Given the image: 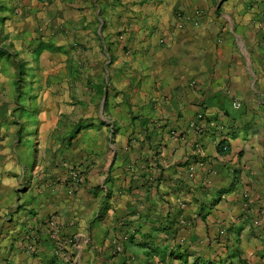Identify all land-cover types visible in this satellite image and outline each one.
<instances>
[{"label":"crops","instance_id":"1","mask_svg":"<svg viewBox=\"0 0 264 264\" xmlns=\"http://www.w3.org/2000/svg\"><path fill=\"white\" fill-rule=\"evenodd\" d=\"M0 113V264H264V0H0Z\"/></svg>","mask_w":264,"mask_h":264},{"label":"built area","instance_id":"2","mask_svg":"<svg viewBox=\"0 0 264 264\" xmlns=\"http://www.w3.org/2000/svg\"><path fill=\"white\" fill-rule=\"evenodd\" d=\"M181 18H182L181 14L178 13V14H177V19L179 20V22H178V24H177V28H178V29H181V28L183 27V24H182V22L180 21ZM202 119H203V115L199 114V115L197 116V120H198V121H199V120L201 121ZM208 125H209V126H213L214 124L209 123ZM200 127H201V126H197V125L195 124L194 129H195V130H200V129H201ZM200 154H201V148L197 147L196 150H195V155H196V156H197V155L200 156ZM196 163H198V164H202L201 161H198V162H196ZM72 178H73L74 182H75L77 185L82 184V183H83V180H84L83 177H82L80 174H78L77 172H73V173H72Z\"/></svg>","mask_w":264,"mask_h":264},{"label":"rangeland","instance_id":"3","mask_svg":"<svg viewBox=\"0 0 264 264\" xmlns=\"http://www.w3.org/2000/svg\"><path fill=\"white\" fill-rule=\"evenodd\" d=\"M21 99H22V98H21ZM16 101H17V102H16V108H17V109H16L14 112H12V113L10 114V116H11L12 119H13V121L17 122L18 124H19V121H21L22 119H25V120H27V121H33L32 119H34V118H33V114H32L31 112L27 113L26 116H25V114H22V113L19 111L18 107H19V104H20V102H21L20 98H19L18 100H16ZM3 115H4V114H1V113H0V118H2Z\"/></svg>","mask_w":264,"mask_h":264},{"label":"trees","instance_id":"4","mask_svg":"<svg viewBox=\"0 0 264 264\" xmlns=\"http://www.w3.org/2000/svg\"><path fill=\"white\" fill-rule=\"evenodd\" d=\"M217 149H218V152L220 154H226V153H228V146L225 145L224 143H219L217 145Z\"/></svg>","mask_w":264,"mask_h":264}]
</instances>
